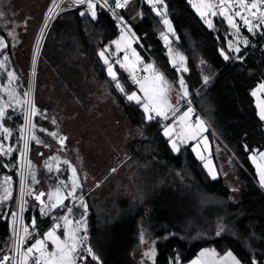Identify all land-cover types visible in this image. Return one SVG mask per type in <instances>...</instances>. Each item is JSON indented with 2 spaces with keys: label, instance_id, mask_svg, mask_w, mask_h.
Returning a JSON list of instances; mask_svg holds the SVG:
<instances>
[{
  "label": "trees",
  "instance_id": "trees-1",
  "mask_svg": "<svg viewBox=\"0 0 264 264\" xmlns=\"http://www.w3.org/2000/svg\"><path fill=\"white\" fill-rule=\"evenodd\" d=\"M190 1L164 0L167 17L174 29L170 38L175 37L172 44L186 55L192 69L187 78L189 102L194 98L196 109L229 149L232 170L239 174L244 186L239 191H232L224 178L212 180L194 156L190 144L183 145L179 153L172 152L169 138L162 133L160 119L148 121L142 108L126 99L108 76L107 65L99 56L104 46L117 35V22L97 8L96 19L91 15H80L87 6L73 9L72 25L60 39L66 53L67 49L77 48L76 52L71 50L73 54L68 52V64L81 71L84 66L90 70L97 82L119 102L128 122L140 132L128 143L129 156L121 171L130 172L129 189L122 191L120 186L113 184L106 189L101 200L96 192L88 191L83 195L87 215L84 217L86 232L83 230L82 233L87 239L78 250V256L85 257L84 260L79 259L82 264H96L88 256V247L95 250L102 264H137L133 253L139 244L141 227L151 234L156 252L151 264H170L177 258L180 264H186L201 249H214L218 256L230 250L242 264H252L253 258L258 260V264H264V192L256 183L248 158L250 151L264 150V121L259 119L252 96V90L264 83V34L255 48L231 54L230 59L225 60L220 55L221 51L227 54L225 21L214 17L213 29H210L192 10ZM135 19L131 22L133 32L141 42L152 47L150 51L166 69V74L176 75L161 43V33H164L162 19L144 1ZM47 36L44 53L41 54L37 89L46 85L43 71L48 67L45 55ZM57 52L56 49L55 57H50L51 70L62 68ZM237 55L241 59H236ZM196 60L207 64V84L202 78L192 76ZM117 78L126 93L134 89L127 75L119 69ZM15 85L19 94L24 96V82L17 79ZM24 111V105L18 107L11 102L3 119L4 126L11 131L9 147L13 151L8 157L0 155V172L11 177L12 198L9 203L0 204V254L7 246L9 235L8 221L3 214L14 206ZM37 120L34 119V126H38ZM32 147H35L34 141ZM60 154L58 151L57 155ZM62 168V179L67 180L68 169L65 165ZM39 170L37 176L40 179L36 185L58 186L55 173L46 171L44 167ZM66 204L69 205L68 202ZM65 211L57 208L54 212L60 217ZM25 219L30 225L35 221V238H43L53 223L52 216L42 214L40 207L32 202ZM56 221L60 222V219ZM58 224L61 225L58 232L62 236L63 221ZM221 227L225 231L217 236Z\"/></svg>",
  "mask_w": 264,
  "mask_h": 264
},
{
  "label": "rangeland",
  "instance_id": "rangeland-1",
  "mask_svg": "<svg viewBox=\"0 0 264 264\" xmlns=\"http://www.w3.org/2000/svg\"><path fill=\"white\" fill-rule=\"evenodd\" d=\"M142 1L147 3V0H131L130 3L133 5L129 4L130 7L128 5L122 11V14L125 17H129L132 16L136 10L140 11ZM50 2L51 0H0V13H2V15H0V39H3L7 44L6 48L0 50V63H3L4 65L3 67H0V105L5 106V108H7L11 102L18 107L24 105V117L28 111L29 102L38 109L37 115L33 116L31 119L33 125L34 119L38 118V126L30 127L28 122L24 119L25 123L28 124L26 135L28 150L26 156H21V153L19 156H21V160H24L20 173L24 174L26 177V189L28 190V185L29 189L36 193L41 191V189H47L48 193L46 201H48V194L55 192V188H59L61 194L66 195L67 192L71 190L70 179L72 173L68 167V164H70L72 168L76 169L81 187L76 190L74 197H70L65 201L68 202L69 207L72 208L69 219L81 220L83 215L85 217V214L84 208L80 205V201L83 200V203L86 205L83 195L88 191L96 192L101 200V198L106 195V189L113 184L114 186H120L122 191L129 189L130 180L128 176H131L129 174L130 172L121 171L123 169L122 166L125 164L127 157L129 156L128 143L132 139L137 138L140 132L128 122L119 102L110 94L106 87L97 82L90 70L85 66L82 68V71L80 68L77 69L70 67L67 61V57L69 56L68 52L73 54V52H76L77 48L73 47L72 49H67L68 52L66 53V50H63L61 46L62 43L60 42V39L63 34L65 35V32L70 25H72L71 16L73 8L61 9L60 13L51 21V18H46ZM193 3H198V0H191L190 7L196 15L202 19L200 14L192 6ZM157 7L166 11L167 14V9L164 3L157 5ZM97 9L99 8L97 7ZM83 11H87V7ZM154 14L156 15L155 12ZM87 15L91 14L88 13ZM137 15L131 19V22L132 20L136 21L135 18ZM158 17L162 19L161 16ZM214 17L215 16L209 14L207 18L212 20ZM217 17L218 19L225 21L224 23L227 28V54H238L235 51L229 52L228 49L230 43L234 47L238 46L240 50L246 47L244 41H248V38L241 32H245L241 19L234 18L237 28H239V32H237L236 29L232 28L227 23L225 17L220 15ZM168 20L172 27L171 20ZM202 21L205 23L204 19H202ZM49 23H51L49 27L45 26ZM130 25L131 31L127 32L117 23V35L104 46V49H108L106 58L109 60V63L112 65L116 74L117 69H119L127 75L134 88L131 92H128V94L136 92L137 95L141 97L144 95L143 92L140 91L139 86L131 79L129 71L120 66L121 63H125L126 65L135 64L136 68L141 71L143 77L150 75L144 71V66L148 64L154 65L156 69L161 71L172 85L171 90L168 93L169 101L174 107L179 108V111L176 112L175 116L170 114L168 120L162 121V125H172L177 128V131H179V128L174 122L189 107L188 97L190 98V94L186 100L182 99L178 105L176 104L178 98L177 90L179 89L178 81L179 77L182 75L189 88L190 85L187 78H189L188 75L192 73V69L187 62L186 55L183 52L178 51L176 46L172 45V40H175V37L170 38V35L174 33V29L172 28V31H169V29L163 24L164 34L168 36L169 40L168 46H165L166 44H164L163 47L166 49L169 59V48L172 50V55L175 53L182 55L185 58L184 66L187 67V71L182 73L176 72V75H167L166 69L160 65L151 51H146L149 56V59H147L136 48V43L134 42V35L136 34L132 31L131 23ZM122 30L124 35L123 40H121ZM9 33H12V35H9ZM46 36L45 55L48 57V67L43 71V81L46 82V85L37 89V79L40 77L39 65L41 54L44 53V41ZM75 36L76 34L74 33V37ZM114 41H120V51H117L116 45L113 43ZM161 41L162 43L165 42L162 37ZM141 43L144 44L143 42ZM49 49H51V51H48ZM56 49L58 51L57 53L60 54L57 56V60L59 64L62 65V68H58L59 70L57 68L51 70L52 63L50 57H55L54 53ZM133 50L140 58L139 63L136 62V56L133 55ZM9 52H11V54H9ZM81 55H83V53ZM125 55L129 57L128 61L124 60ZM5 56H7V60H5ZM117 61H119V63ZM202 62L203 60H196L194 69L195 73L192 76H197L198 79L202 78L204 81V76L206 75L205 72L207 71V67L205 66L207 64ZM9 72L13 73L15 77L14 81H9ZM183 74H186L187 77H184ZM212 77H210V79ZM17 79L24 82L25 93H28L27 96L19 94L18 87L15 85ZM64 80H66V82H64ZM258 86L259 85H257V88ZM257 88L255 90H257ZM10 91L14 92L15 95L10 97L8 94ZM17 101H19V103H17ZM190 104L193 108V115L190 122L194 124V116L195 118L196 116H199L196 115L194 111L196 110L200 114L201 117H199L203 120L206 127V124L208 123L202 114L196 109L194 98L190 100ZM53 121H55V123H53ZM25 123L22 127L21 150H23L25 143ZM57 123L59 125L58 127L56 126ZM0 124L4 126L3 120H0ZM36 128L37 130L34 132ZM163 131L164 128L162 129V133ZM51 132L57 133L58 136L53 138L49 135ZM33 135L43 143L37 144L35 140L31 139ZM61 136L66 137L63 147L58 142L59 137ZM33 141L35 142V147H32ZM190 141L191 140H188L186 143ZM0 144H3L5 149L10 148L9 136L7 139H4L2 132H0ZM182 145L183 144L180 145V148L183 147ZM66 147H68L69 150ZM225 147L227 148L226 145ZM227 150L229 149L227 148ZM58 151L62 154L57 155ZM9 155L10 153L6 156L8 157ZM65 161L68 163L66 164ZM48 164H51L52 166L50 172L55 173L54 176H57L58 178L57 183L59 187H43L42 183L36 185V183H33L31 175H29L30 171L34 172L38 183L40 179H38L37 176V172L40 171L39 168L43 169L44 167L46 171H49ZM29 165H31V167H29ZM63 165L67 167L69 172L67 180L62 179L64 176V173L62 172ZM35 166L37 167V170ZM129 167L132 166L129 165ZM58 168L59 171L56 170ZM113 169H115V171H113ZM20 173L18 168V177ZM61 181L64 183H61ZM93 200L94 197L92 198V201ZM31 202L33 205H36L35 201L31 199V196H28L27 208ZM47 203H49V201ZM39 207L41 209V206ZM53 221H55L53 223L54 225L59 223L56 219ZM73 227H75V225H73ZM83 230L84 227L81 226V230L78 233L81 237L84 236L82 233ZM138 235L139 244L133 253V258L136 260L137 264H151L154 260L148 259L144 255L146 251L153 248V241L150 238L151 234L145 227H141ZM141 236L144 237L143 243L141 242ZM80 247H83V241L79 245V248Z\"/></svg>",
  "mask_w": 264,
  "mask_h": 264
},
{
  "label": "snow or ice",
  "instance_id": "snow-or-ice-1",
  "mask_svg": "<svg viewBox=\"0 0 264 264\" xmlns=\"http://www.w3.org/2000/svg\"><path fill=\"white\" fill-rule=\"evenodd\" d=\"M131 0H114V7L111 8L113 14H116V9L125 8L130 4ZM55 3V0H53ZM72 3L75 6L86 5L87 11H81L80 15L85 16L88 13L91 14L93 19H96L97 12L96 8L99 4L101 7L108 8L109 7V0H72ZM147 3L151 5L152 11L156 13L157 16H161L163 20V24L172 31V27L170 21L167 19L166 11L157 7V5H161L164 3V0H147ZM58 6V5H57ZM192 6L196 9V11L200 14L201 18L205 20V23L208 25L209 28L213 27L212 21L209 20L207 17L209 14L212 16L220 15L225 17L227 23L234 29L239 32V28L235 23V17H239L243 20L244 24L248 26L249 31H254L258 24L264 23V0H218V2H213V0H198V3H193ZM229 9H235V11H229ZM52 11V9H50ZM257 13L259 15H257ZM2 15V13H0ZM249 16L255 18L257 23H253V20L249 19ZM51 17H49L50 19ZM121 23H123V18H121ZM47 26V25H45ZM128 31L130 32L131 29L129 28ZM12 35V33H9ZM162 39H164L166 46L169 44L168 36L164 33H161ZM124 39L123 30L121 35V40ZM117 51L121 50L120 41H114ZM244 44L247 46L248 41L245 40ZM7 47V44L3 39H0V50ZM229 52L235 51L236 53L240 52V48L238 46H233L231 43L229 44ZM108 49H104L99 53L100 58L103 60L104 64L107 65V73L108 76L111 78L113 82H115V87L121 92L126 95V98L129 102H135L139 105L145 114V117L148 121H151L157 117L161 120H168L169 115L175 116L176 112L179 111L178 107H174L172 103L169 101L168 93L171 90V83L166 79L165 75L155 68L154 65L148 64L144 66V71L149 73V76H144L143 78H138L135 74L137 68L135 64L126 65L125 63H121L120 66L125 68L129 71L130 77L134 83H136L140 91L143 92V97L137 95L136 92H132L131 94L126 93L125 88L119 82L117 78L116 72L113 70L112 65L109 63V60L106 58V53ZM170 53V63L175 68L177 73H182L187 71V67L184 66L185 58L180 55L179 53H175L172 55V50L169 48ZM133 55L136 56V62H140L139 56L133 50ZM221 56L224 57L225 60H229L230 56L226 54L224 51H221ZM236 59H241L239 55L235 57ZM5 60H7V56H5ZM125 61L129 60V57L125 55ZM119 63V61H117ZM203 63V62H202ZM3 63H0V67H3ZM9 81H14L15 77L12 72L8 73ZM209 81V77L206 75L204 76V83L207 84ZM179 89L177 90V101L176 104L178 105L180 100H186L189 95V89L185 83V79L181 75L179 77ZM258 92H264V83L259 84L257 90L252 92L253 96H257ZM10 97L14 96V92L8 93ZM25 96L28 93H24ZM19 103V101H17ZM258 116L261 121H264V100H260L257 104ZM38 109L29 102L28 111L26 112L25 119L28 122L30 127H34L31 123V119L33 116L37 115ZM6 115V108L5 106L0 105V120H3ZM193 115V108L190 106L184 111L174 122L179 131H177L176 127L172 125H163L164 131L163 135L169 138V145L173 153L180 152V145L185 144L188 140H194L197 138L199 133L196 131L197 129L206 131V127L204 125L203 120L196 116L195 123H191V117ZM55 123V121H53ZM43 130V129H42ZM0 132H2L4 139H7L8 136L11 135L10 129L4 127L0 124ZM53 138L58 136L57 133L51 132L49 133ZM32 140H35L37 144L43 143L39 140L36 136L31 137ZM66 137H59L58 142L63 147L64 141ZM28 150V142L25 140L24 148L21 150V156H26ZM194 152L197 151L196 147L192 149ZM13 149L7 148L5 149L3 144H0V155H7L11 153ZM198 158L203 160L204 157L197 153ZM261 158H264V153H260ZM54 159V158H53ZM67 164L68 162L65 161ZM49 171L52 170L51 164L47 165ZM31 167V165H29ZM68 167L72 173L70 184L71 190L67 192L66 195L61 194V190L57 188L55 192L48 194V201L49 203H45L42 200L46 194L44 192H40L38 194L33 193L31 189H29L26 193L22 192L23 195L34 196V199L40 202L41 204V213L48 214V212L53 211L57 208L66 209V213L60 217V220L63 221V238L57 235V230L61 227L60 224L53 225L52 229H50L47 233L44 234L42 239H36L34 243L30 246L24 247L25 241L30 238L31 233L27 227L23 228L24 233L26 236H20L19 230L14 228L13 231L16 236L15 248L14 251L16 255L19 257V260L16 261V264H77V252L79 250V245L82 241L87 239V236H79L78 233L81 230V226L84 227V231L86 232V221L83 220H72L69 219V216L72 212V208L69 205L65 204L64 201L70 197H74L76 190L81 187L79 178L77 177L76 169L72 168L70 164ZM204 167L208 169L209 175L212 179H216V174L212 168L209 167V163H205ZM258 174H259V181L261 187H264V167L257 165ZM59 171V169H57ZM115 171V169H113ZM29 175L32 177L33 183H37L35 178L34 172H29ZM61 183H64L61 181ZM11 184V177H5L3 182L0 183V204L10 200L12 198V191L10 189ZM80 205L84 208V214L87 215V205L83 203V200L80 201ZM24 210V203L23 199H21L20 203V211ZM12 217H16L17 213L12 212ZM75 225V227H73ZM35 221H33V227H35ZM225 231L223 227H221L217 231V236L221 235V233ZM141 242H144V237L141 236ZM48 243H51L52 250H48ZM23 249V250H22ZM88 256L91 257L96 264H102V261L99 255L96 254L95 250L92 247H88L86 249ZM145 257L148 259H153L156 256L155 249L152 248L149 251L144 253ZM200 257H212L213 264H242V262L229 250L223 256H218V253L214 249H204L199 254ZM13 258L4 255L0 257V264H9V261ZM79 259L84 260V256H80ZM170 264H180L179 259L177 258L174 261H171ZM191 264H205V262L201 259H196L191 262ZM252 264H258V260L253 258Z\"/></svg>",
  "mask_w": 264,
  "mask_h": 264
},
{
  "label": "crops",
  "instance_id": "crops-1",
  "mask_svg": "<svg viewBox=\"0 0 264 264\" xmlns=\"http://www.w3.org/2000/svg\"><path fill=\"white\" fill-rule=\"evenodd\" d=\"M145 2V1H144ZM146 3V2H145ZM131 4V3H130ZM148 4V3H146ZM133 5V4H131ZM149 5V4H148ZM151 6V5H150ZM130 7V5H129ZM212 23H213V19L211 20ZM204 23V22H203ZM205 24V23H204ZM206 25V24H205ZM208 27V25H206ZM210 29H213L210 28ZM133 31V30H132ZM134 33V32H133ZM162 43V42H161ZM165 42L162 43V45H164ZM174 46V44H172ZM136 46V45H135ZM166 46V45H165ZM137 48V46H136ZM138 49V48H137ZM177 50L182 52L178 47H177ZM142 55L144 57H148L147 59H149V56L147 53H144L142 51ZM147 55V56H146ZM165 55H167V51L165 52ZM170 60V59H169ZM206 64V63H205ZM138 70V69H137ZM139 71V70H138ZM141 72V71H140ZM257 88V86L252 90V92ZM253 96V95H252ZM254 98V104L256 106V109H257V113L259 111V109L257 108V104L260 100H264V92H258V95L257 96H253ZM183 106V105H182ZM206 131H203V130H200V129H197L196 131L199 133V135L197 136L196 139L194 140H191L190 142L186 143V144H183L184 146L185 145H188L190 144L191 146V150L193 149V147H196L197 148V151L193 152L194 156L196 157V159L200 162V164L202 165L203 169L206 171V173L208 174V176L212 179V177L209 175V172H208V169H206L204 167V164L205 163H209V167L212 168L216 174V179H212V180H217L219 179L220 177L224 178L225 180V183H226V186L230 189V190H234V191H239L243 188V183L239 177V174H237L234 170H232V165H231V156H230V153L229 151L227 150V148L225 147V145L221 142V140L216 136V134L212 131L211 127L206 124ZM182 145V146H183ZM197 153H199L201 156L204 157L203 160L199 159L198 158V155ZM260 153H264V150H258V149H254L252 151L249 152L248 154V158H249V161H250V164L252 165L253 169H254V172H255V175H256V183L257 185L260 187L261 190L264 191V187H261L260 185V181H259V174H258V169H257V165H260L261 167H264V158H261L260 156ZM6 156V155H4ZM20 168V166H19ZM61 168V167H60ZM59 169V168H58ZM57 170V169H56ZM68 176H69V172H68ZM5 177H9L7 176L5 173L3 172H0V183L3 182L4 178ZM55 187H59V186H55ZM10 189L12 191V183L10 184ZM57 189V188H55ZM41 190H44L45 191V196L43 197L44 199V202L47 203L48 201H46V197H47V193H48V190L47 189H41ZM39 191V190H38ZM10 200L6 201V203H9ZM37 204V203H36ZM65 204H66V201H65ZM38 205V204H37ZM41 210V209H40ZM56 210V209H55ZM55 210H53L52 212L48 213V214H51L53 213V215L51 214L52 216V221L54 219H57L58 217L56 216L57 213L54 212ZM67 211V210H66ZM66 211L64 212V214L66 213ZM63 214V215H64ZM62 216V215H61ZM82 218H84V215L82 216ZM62 220H60L61 222ZM55 221H53L54 223ZM59 222V223H60ZM52 223V226H50V228H48L45 233H47L50 229H52L53 227V224ZM60 230V229H59ZM64 231V229H63ZM44 233V234H45ZM57 235L60 236L61 238H63V235L61 236L60 233L58 232L57 230ZM44 236V235H43ZM7 247V246H6ZM48 247V250L51 251L52 250V245L51 243H48L47 245ZM204 250V249H201L197 255L191 259L189 262H187L186 264H191V262L193 260H196V259H201L205 262V264H213V258L212 257H206V258H202L199 256L200 252ZM227 253V252H226ZM225 254V253H224ZM224 254L220 255V256H223ZM77 264H82L79 260V256H78V252H77Z\"/></svg>",
  "mask_w": 264,
  "mask_h": 264
},
{
  "label": "built area",
  "instance_id": "built-area-1",
  "mask_svg": "<svg viewBox=\"0 0 264 264\" xmlns=\"http://www.w3.org/2000/svg\"><path fill=\"white\" fill-rule=\"evenodd\" d=\"M101 2H102V0H101ZM213 2L214 3L218 2V0H213ZM249 2H250V0H249ZM81 6H83V5H80V6L69 5L68 0H55V3H53V0H51L49 7H48V11L46 13V18L51 17V19H53L56 15H58L60 13L61 9H65V8L76 9V8L81 7ZM97 7L99 8V10L101 12L112 17L127 32H129L128 29L130 28L131 19L139 13V10H136L132 16L125 17L122 14V11L126 8L125 7V8H121V9H116V14L114 15L113 12L111 11V8L114 7V0H109V7L108 8L101 7L99 4L97 5ZM50 9H52V11H50ZM229 11H235V9H229ZM257 15H259V14L257 13ZM217 16L218 15H216L215 17H217ZM121 18H123V23H121ZM235 18H239V17H235ZM249 19L253 20V23H257L255 18L249 16ZM241 21L243 24V29L245 30V33H247L246 37L248 38L249 43L245 48L241 49L240 52L244 51L247 48L256 47L258 45V43H261V38L263 37V34H264V23L258 24V27L254 31H249L248 26H246L244 24L243 20H241ZM134 42L136 43L138 49L141 52L143 51L144 53H146V51H148V50L150 51L152 48L148 45L142 44L136 35H134ZM135 74L137 75L138 78H142V74L140 73V71H136ZM194 111H195L196 115L200 116V114L196 110H194ZM194 119H195V116H194ZM160 123L162 125V121ZM25 182H26L25 175L20 173V175L17 179V183H16L15 200H14V212L17 213V216L12 217L11 213H7V212L5 213V216L7 217V221H8V226H9L8 239L10 240V246H9L8 251L4 255H7V256L13 258L12 260L9 261V264H16V261L19 260V257L16 255V253L14 251L16 236H15L13 229L14 228L18 229L20 236H26L27 235L23 231L24 227H27L29 229L31 236L29 239H27L25 241V245H24L25 248L27 246H29L30 243L33 241V239L35 238V233H36L35 228L32 225H30L29 223H27L26 219H25V214L27 212V204H28V195H23V197H22V192L26 193L28 191L25 187ZM21 199H23V203H24V210L22 212L20 211ZM4 255H2L0 257H3Z\"/></svg>",
  "mask_w": 264,
  "mask_h": 264
},
{
  "label": "bare ground",
  "instance_id": "bare-ground-1",
  "mask_svg": "<svg viewBox=\"0 0 264 264\" xmlns=\"http://www.w3.org/2000/svg\"><path fill=\"white\" fill-rule=\"evenodd\" d=\"M68 4H69V5H74V4L72 3V0H68ZM83 6H86V5H83ZM83 6H81V7H83ZM52 20H53V19H51V21H52ZM146 53H147V52H146ZM155 119H156V118H155ZM158 121L161 122L162 120L160 119V120H158ZM27 129H28V124L25 123V131H24V139H25V140H26V135H27ZM25 140H24V141H25ZM23 162H24V160H23V159L21 160V156H20V169H22V167H23ZM25 187H26V182H25ZM12 212H14V206H13V209H12L11 211L7 212V213H12ZM5 213H6V212H4L3 216H4V218L7 219V217L5 216ZM9 246H10V240H8L7 247H6L5 250L0 254V256L6 254V252H7L8 249H9Z\"/></svg>",
  "mask_w": 264,
  "mask_h": 264
},
{
  "label": "water",
  "instance_id": "water-1",
  "mask_svg": "<svg viewBox=\"0 0 264 264\" xmlns=\"http://www.w3.org/2000/svg\"><path fill=\"white\" fill-rule=\"evenodd\" d=\"M50 24H51V23H49L47 26L49 27ZM47 29H48V28H47ZM47 29H46V30H47ZM40 192H44V193H45L44 190H41V191H39V192H37V193H36V192H33V193H34V195H35V194H38V193H40ZM31 199H33V200L35 201V203H37L39 206H41L40 202H38L37 200L34 199V196H31ZM42 200L44 201L43 197H42ZM36 239H42V237H37V238L34 239V241H35ZM34 241H32V242L30 243V245H31L32 243H34ZM30 245H29V246H30Z\"/></svg>",
  "mask_w": 264,
  "mask_h": 264
}]
</instances>
